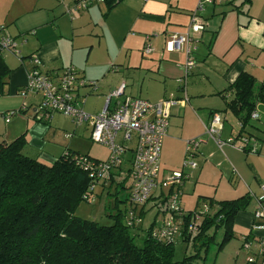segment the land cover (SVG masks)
<instances>
[{
    "label": "crops",
    "instance_id": "crops-1",
    "mask_svg": "<svg viewBox=\"0 0 264 264\" xmlns=\"http://www.w3.org/2000/svg\"><path fill=\"white\" fill-rule=\"evenodd\" d=\"M76 1L7 0L10 7L5 15L0 13V38L10 36L17 54L9 52V62L4 59L11 72L5 94L0 96V114H14L8 122L0 118V141L24 136L26 151L51 164L66 151L72 152L81 134L77 131L84 125L76 126L63 116L55 115L48 124L33 118L34 97L30 92L19 93L32 68L31 59L37 60L40 72L72 67L81 78L97 82L95 92L89 87L78 90V99H83L80 108L89 114L99 113L106 95L122 83L124 96L155 104L175 99L177 103L167 108L158 181L183 170L179 205L185 212L209 207V201L214 212L216 202L249 196L246 210L234 214L233 237L220 247L221 238L216 254L232 241L243 250L246 242L250 248L242 251L244 264L249 256L259 259L257 242L264 235V221L252 213L264 183V140L259 138L264 131L251 126V119L241 132L237 117L225 109L232 98L228 88L237 75L248 72L256 84L264 79V0H226L232 3L205 6L201 15L206 26L194 35L191 53L195 64L185 78L184 49L168 52L165 42L187 32L199 0H121L110 9L105 0H96L85 9L73 10ZM146 45L152 48L149 53L144 52ZM257 113L259 120L264 106L258 105ZM212 114L222 118L220 140H231L221 149L204 133ZM66 124L71 126L69 134ZM241 137L250 139L248 144ZM196 138L203 139L193 157L197 167L183 168L185 142ZM252 145L255 150L249 151ZM107 157V149L104 159L89 156L99 161ZM112 174L123 176L117 170ZM240 256L234 252V262Z\"/></svg>",
    "mask_w": 264,
    "mask_h": 264
},
{
    "label": "trees",
    "instance_id": "trees-1",
    "mask_svg": "<svg viewBox=\"0 0 264 264\" xmlns=\"http://www.w3.org/2000/svg\"><path fill=\"white\" fill-rule=\"evenodd\" d=\"M81 1L74 3L73 10H79L75 5ZM119 1L105 0L108 9ZM230 2L222 0L213 5H230ZM5 53L9 52L4 51L0 44V96L5 94L11 72L4 61ZM10 53L16 55V48ZM31 64L29 71L40 69ZM228 89L232 98L225 111L229 110L237 117L243 132L250 125L251 112L257 113V106H264V79L256 85L250 73L241 72ZM26 146L24 136L11 142L0 141V264H197L200 252L207 253L208 245L214 240V233L211 236L208 232L211 229L223 230L220 247L231 239L234 214L246 210L250 198L246 195L236 200L216 202L214 212L210 211L213 206L209 201L210 209L206 205L208 211L201 215L194 236L188 234L186 228L190 214L199 209L185 212L181 208L185 220L180 235L167 242L151 236V230L159 225L155 219L146 228L140 225V221L145 214V205L153 201L151 206L156 208V216L161 214L162 221L171 193L178 192L181 196L182 180L179 185L168 186L166 193L161 188L159 194L154 196L153 192L144 204L134 205L128 197L122 201L116 195L123 189L129 190L124 180L117 181L111 174L109 181L95 183L86 171L74 163L72 157L76 153L66 151L48 164L39 160L37 154H29ZM129 159L127 155L124 164L117 170L127 180ZM112 187L114 193L110 192ZM104 195L112 198L111 207L115 212L108 215L112 224L103 225L75 215L81 203ZM118 204H123V208ZM176 241L191 245L194 253L174 260ZM259 259L254 257L255 261L251 264H257Z\"/></svg>",
    "mask_w": 264,
    "mask_h": 264
},
{
    "label": "built area",
    "instance_id": "built-area-1",
    "mask_svg": "<svg viewBox=\"0 0 264 264\" xmlns=\"http://www.w3.org/2000/svg\"><path fill=\"white\" fill-rule=\"evenodd\" d=\"M94 0H82L75 5L77 9H84ZM99 1V0H98ZM214 2L222 0H199L196 9L191 15V21L187 32L183 35H173L165 42V50L168 52L184 49L185 65L184 78L190 73L195 64L192 50L194 35L199 34L206 26L202 20V13L205 6L213 5ZM1 47L6 52H14L15 44L9 36L0 39ZM152 48L149 45L144 47V52L149 53ZM32 63L39 67L36 59ZM21 88L20 94L29 92L39 95V102L33 106V118L37 122L50 123L55 115L63 116L76 126L84 125L90 129V138L93 143L106 147L108 157L104 161H95L87 156L76 154L72 157L74 163L82 171H86L91 179L96 181H109L113 170H118L124 164L126 155L130 156L128 161L129 169V201L134 205L144 204L149 197L162 187L179 185L184 174L181 171L173 172L161 183L158 181V161L161 145L167 134L168 128V106H173L177 100L165 98L159 102L151 103L146 100L124 96V83L108 93L105 97L102 110L97 114H89L80 108L83 99H78V90L89 87L92 91L97 90V82L81 78L75 69L67 67L61 70H52L48 73L34 69L27 74V82ZM122 97V98H121ZM186 99V98H185ZM113 101V104H112ZM252 120L258 119V113L251 112ZM13 111L0 114L4 122H8ZM222 118L219 114H212L209 123L203 127L206 136L215 142L218 148L230 143L231 140L223 141L219 138ZM69 137V135H66ZM244 144L250 139L240 138ZM203 139L186 140L185 158L183 168H196L197 164L193 157L197 152ZM242 149V147H240ZM255 145L249 151H254ZM93 185L91 186V189ZM261 195L257 198L253 217L264 221V183L260 185ZM180 194L171 193L164 219L157 227L151 230L153 238L172 242L180 235V229L184 223L185 213L182 212ZM208 211L204 205L199 211L190 214V222L186 228L188 234L194 236L199 227L201 215ZM259 262L264 264V235L258 240ZM242 248L248 250L250 245L243 243ZM247 263H254V257H247Z\"/></svg>",
    "mask_w": 264,
    "mask_h": 264
},
{
    "label": "rangeland",
    "instance_id": "rangeland-1",
    "mask_svg": "<svg viewBox=\"0 0 264 264\" xmlns=\"http://www.w3.org/2000/svg\"><path fill=\"white\" fill-rule=\"evenodd\" d=\"M7 0H2L0 1V13L3 15H5V11L6 9H8L7 7H10L8 5V3H6ZM198 2V1H197ZM198 4V3H197ZM95 7V6H93ZM196 9V8H195ZM0 15V18H3ZM5 18V17H4ZM191 21V19H190ZM206 23V21H205ZM190 24V23H189ZM109 39V38H108ZM8 57V53L4 55V59L5 61L9 62L10 59L7 58ZM110 64H113V61H111ZM257 85V84H256ZM136 89L138 90V86L136 85ZM144 90V89H143ZM256 91V90H255ZM30 96L34 97L33 100V104H37L40 100L39 95H36L34 93H29ZM30 102V99H29ZM72 122V121H71ZM253 124L251 126L253 127H258V129L264 131V116H262L259 120H253L252 122ZM75 125H72V128H74ZM66 130L68 132V134L70 133L71 130V126L66 124ZM69 129V130H68ZM78 133H81L79 135V138L77 137L75 139V143L74 145H72L73 147H71V151L75 152V153H79L80 155H86L89 154V156L93 157V158H97V159H104L105 155H106V147L102 146V145H98L96 143H93L91 138H90V129L88 127L83 126L82 128H79ZM76 132V133H77ZM260 139L264 140V135H261L259 137ZM80 140V141H78ZM183 164V162H182ZM171 175V174H170ZM117 181H121L124 180L125 185H129V179H125L124 176H117L115 177ZM98 190V188H96V191ZM129 190L127 189H123L122 192L116 194L118 196V199L124 201L125 198L128 197V192ZM111 193H114V188H111ZM164 193L167 192V189H164L163 191ZM111 197H106V195L102 196L101 198L98 199H93L90 202H84L81 203L80 206L78 208H76V212L75 215L81 219H86V220H91V221H95L98 222L100 224L103 225H110L112 224V218L108 217L109 213H114L115 209L111 204ZM127 205V204H126ZM151 205H153V202L148 203L147 205H145V214L143 216V218H141L140 221V225L143 228H146L149 223L152 220H156L157 223L161 222V214H158L156 216V208L152 207ZM118 207H120L121 209L123 208V204H118ZM152 207V208H151ZM123 221H126L123 218ZM214 233V234H213ZM141 235L143 233H140ZM209 235L212 236V234L214 235V240H212L213 242H211L208 245V251L207 253L203 254V252H200V259L197 260V264H202L203 260L206 259L205 264H244V251L245 249H239L238 244L236 242H231L228 246L225 247V251L223 250V252L216 254L217 252V247L218 244L220 243V240L222 238V229H217V230H210L208 232ZM175 255H174V260H181L185 255H190L192 253H194L192 246L191 245H187L184 244L182 242L176 241L175 245ZM234 252H240L241 256L238 258L239 260L237 262H234L232 254ZM204 257V259H203ZM236 258V259H237Z\"/></svg>",
    "mask_w": 264,
    "mask_h": 264
}]
</instances>
